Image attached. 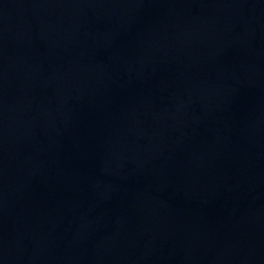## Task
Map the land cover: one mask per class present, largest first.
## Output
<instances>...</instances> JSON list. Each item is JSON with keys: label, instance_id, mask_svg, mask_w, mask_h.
I'll use <instances>...</instances> for the list:
<instances>
[{"label": "water", "instance_id": "obj_1", "mask_svg": "<svg viewBox=\"0 0 264 264\" xmlns=\"http://www.w3.org/2000/svg\"><path fill=\"white\" fill-rule=\"evenodd\" d=\"M0 264H264V0H0Z\"/></svg>", "mask_w": 264, "mask_h": 264}]
</instances>
